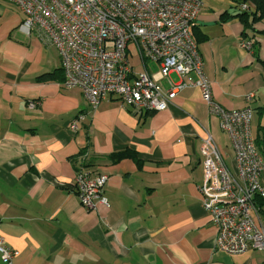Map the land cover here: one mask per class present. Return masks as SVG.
Returning a JSON list of instances; mask_svg holds the SVG:
<instances>
[{
	"label": "crops",
	"instance_id": "0c3cea01",
	"mask_svg": "<svg viewBox=\"0 0 264 264\" xmlns=\"http://www.w3.org/2000/svg\"><path fill=\"white\" fill-rule=\"evenodd\" d=\"M240 12L232 0H203L191 33L213 100L239 108L253 92L256 114L264 107V20L246 26ZM21 18L0 1V235L16 251L11 264H264V249L214 248L216 231L197 190L204 130L229 165L233 150L200 91L184 88L164 110L148 113L115 96L92 107L79 88L62 83L57 49L18 29ZM250 37L252 51L239 44ZM130 61L135 70L158 68L141 64L133 50ZM177 80L171 72L158 84L166 90ZM124 149L140 163L109 160ZM77 166L107 177L106 204L80 205Z\"/></svg>",
	"mask_w": 264,
	"mask_h": 264
},
{
	"label": "built area",
	"instance_id": "2783aa9c",
	"mask_svg": "<svg viewBox=\"0 0 264 264\" xmlns=\"http://www.w3.org/2000/svg\"><path fill=\"white\" fill-rule=\"evenodd\" d=\"M15 6L22 18L18 29L36 35L59 54L64 86L77 87L92 106L115 96L136 113L164 110L184 88H196L211 114L218 116L233 150L232 164L208 130L199 149L202 180L200 201L215 228L214 248L227 254L264 249V227L256 197H264L260 177L264 159L254 144L253 92L243 106L224 109L211 96V83L203 73L198 43L191 26L203 0H0ZM249 11L247 2L237 3ZM256 39L239 42L253 50ZM132 50L141 64L156 62L150 72L130 61ZM174 72L175 82L163 90L158 81ZM33 106V103H29ZM107 177L77 166L72 182L80 205L92 209L106 204ZM16 251L0 235V259L11 264Z\"/></svg>",
	"mask_w": 264,
	"mask_h": 264
},
{
	"label": "trees",
	"instance_id": "16d2710c",
	"mask_svg": "<svg viewBox=\"0 0 264 264\" xmlns=\"http://www.w3.org/2000/svg\"><path fill=\"white\" fill-rule=\"evenodd\" d=\"M232 1L235 3V6H237V3H242V2H247L252 6V9L250 11L241 10L237 6L242 11L239 13V16L243 19L244 23H246V26H249L250 23H254L259 20H264V0H232ZM248 17H251V20H248ZM195 41L198 42L197 38H195ZM261 64L264 69V59L261 60ZM62 80H63V75H62ZM257 109L258 110L256 114L258 115L259 118L261 117L262 119L258 122L256 126V131L254 134L255 135L254 144L259 154L264 159V107H260ZM148 112L149 111L146 110L145 113ZM126 157L133 159L137 164L140 163V160L138 159L136 153L134 151H130L127 149L116 151L108 155V158L111 162H116L121 158H126ZM255 202L257 203L259 214H261L263 211L262 208L264 207V197H256Z\"/></svg>",
	"mask_w": 264,
	"mask_h": 264
},
{
	"label": "rangeland",
	"instance_id": "374dc122",
	"mask_svg": "<svg viewBox=\"0 0 264 264\" xmlns=\"http://www.w3.org/2000/svg\"><path fill=\"white\" fill-rule=\"evenodd\" d=\"M256 114H254V116H255ZM257 116V115H256Z\"/></svg>",
	"mask_w": 264,
	"mask_h": 264
}]
</instances>
